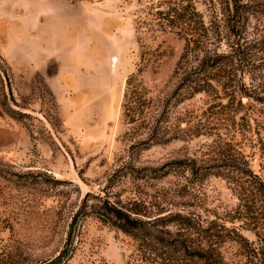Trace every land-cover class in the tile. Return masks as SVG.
Returning <instances> with one entry per match:
<instances>
[{"label": "rangeland", "instance_id": "1", "mask_svg": "<svg viewBox=\"0 0 264 264\" xmlns=\"http://www.w3.org/2000/svg\"><path fill=\"white\" fill-rule=\"evenodd\" d=\"M166 1L0 0V264H264V0Z\"/></svg>", "mask_w": 264, "mask_h": 264}, {"label": "trees", "instance_id": "2", "mask_svg": "<svg viewBox=\"0 0 264 264\" xmlns=\"http://www.w3.org/2000/svg\"><path fill=\"white\" fill-rule=\"evenodd\" d=\"M161 16V20H166V25L169 27L179 28L178 30H181L183 26L190 22H200L199 15L196 12L195 8L190 3H183L180 1H166V9L165 10H159L157 12ZM195 17H197V21H194ZM202 25L200 26V28ZM139 71V70H138ZM138 73L131 74L125 82V91H124V97L127 94L128 88L132 87L135 90V84L134 86H131L132 83H134L136 76ZM132 90V91H134ZM131 91V93H132ZM5 95V94H4ZM131 99L134 102L138 100L137 95L135 93L131 94ZM126 106V108H125ZM124 110V116L127 117L128 122H134L136 119H138V114L140 111H138V108L134 105H122ZM126 109V112H125ZM99 210L103 212V214L106 216L105 221L109 222L110 224L114 225L117 229H119L121 232L126 233L133 238H139L140 241L144 242L146 245V248L150 246V241L145 239V236L143 234V224L139 219H135L130 217V215L124 213L120 208H117L112 205L103 204L100 206ZM109 218V219H108ZM174 220V219H168V221ZM155 243L160 245H169V246H183L182 242L175 243L173 241H167L166 239H163L159 236H154ZM179 241V240H174ZM152 248V247H151ZM186 248V246H185ZM166 250H170L171 252H177L175 257H180L185 261L186 259H192L195 258L198 262L202 264H213L210 256L207 251L204 250H195V249H149L148 255L146 253H143V256L140 257V260L144 262H148V264H178L177 259L169 255ZM151 255L153 257H151Z\"/></svg>", "mask_w": 264, "mask_h": 264}, {"label": "crops", "instance_id": "3", "mask_svg": "<svg viewBox=\"0 0 264 264\" xmlns=\"http://www.w3.org/2000/svg\"><path fill=\"white\" fill-rule=\"evenodd\" d=\"M47 87L49 88V90L52 92V94L56 97V92H55V89H54V84H52V82H48L46 83Z\"/></svg>", "mask_w": 264, "mask_h": 264}]
</instances>
